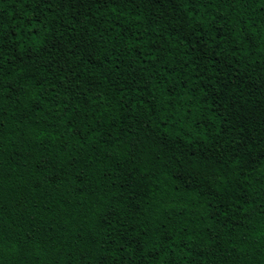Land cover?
Masks as SVG:
<instances>
[{
	"label": "trees",
	"instance_id": "obj_1",
	"mask_svg": "<svg viewBox=\"0 0 264 264\" xmlns=\"http://www.w3.org/2000/svg\"><path fill=\"white\" fill-rule=\"evenodd\" d=\"M18 8V5L3 6L5 15L13 17L20 15ZM236 8L237 12H232L228 5H210L207 14L203 9L200 11L205 21L210 20L212 15L226 14L225 37L237 19L244 26L254 24V28H249L253 34V46L245 45L244 51L233 53L230 44H221L220 48L213 49L217 53L215 64H208L203 53L201 59L190 62L184 70L191 77L189 87L195 86L201 91L189 93L188 88L179 89L184 93L183 101H188V95L192 96L191 101L185 104L191 109L192 117L182 121L184 129L180 130L178 123L163 143L157 141L154 144L145 138L146 133L154 132V128H145L142 132L140 127L143 125L137 127L133 124L128 130L127 139L137 147L131 154L127 151L120 154L119 168L107 158L102 145L97 146V151L87 147L79 149L78 145L71 153L62 151L58 140L62 130L60 122L52 119L59 112L53 109L49 114V101L60 92L55 76L49 74L45 81L46 85L55 83L56 91L49 92L44 102L36 106L40 111L33 109L29 112L32 106L28 99L22 100L20 109L27 116L23 124L20 123L22 113L16 111L15 106L6 105L7 115L0 118L3 120L0 135L3 137L2 168L5 173L0 206V229L4 237L0 264H65L69 259L72 264H79V253L73 255V249L77 245L83 247L80 236L87 240L93 234L100 213V201L106 206L123 207L121 218L138 230L142 227L152 234L160 229L171 235L169 243L172 246L163 255L171 258L175 264H264V12H260L256 4ZM32 10L28 6L24 15L27 16ZM129 12L132 10L129 9ZM129 12L122 13L120 19L127 29L126 37L134 32L137 35L147 33L145 41L156 40L157 46L165 49L167 59L173 63L189 59L185 55L189 47L187 43L179 41L183 45L180 47L178 37L169 35L174 31V25L168 26L167 15L164 20L153 22L147 13L142 12L137 18ZM37 19L43 20L44 13ZM50 21L51 15L46 21L49 28L59 24V20L54 23ZM166 26L168 31L161 35V28ZM27 27L25 20L18 36L24 38L21 49L30 48L28 55L36 53L43 43L52 42L42 28H38V36H28ZM72 35L69 33L64 39H70ZM212 35L209 33V36ZM54 42L58 47L62 46L59 39ZM169 46L170 52L167 51ZM209 47L212 45L209 44ZM103 51L101 49L97 56H102ZM192 55L195 56V53ZM21 56L25 65L31 64L23 51L19 50L17 59ZM92 63L96 67L89 66L88 71L107 87L101 79V74L109 67L107 60L97 59ZM229 64L230 67H226ZM21 67L17 65V68ZM42 72L37 73V78ZM201 73V80L213 73L219 74L217 79L230 73L227 79L236 87L231 101L223 96L216 100L213 96L205 98L207 103L198 102L204 89L195 78ZM16 75L17 72L13 71V76ZM80 75L84 77L85 72L82 71ZM238 80L243 82L237 86ZM213 88L219 92L218 86H209L207 90L210 94ZM153 95L158 96L160 92L156 91ZM117 107L113 101V109ZM113 109L106 110L101 106L100 111H107L109 117L122 126L132 123L131 119L121 120L119 112ZM237 109H242L247 116L243 121V132L237 127ZM67 115L64 119H67ZM159 115L162 117L163 113ZM193 119L199 124L198 128L192 127ZM53 123L57 125L56 130L50 127ZM185 131L187 136L184 135ZM112 132L115 137L119 129L113 128ZM133 132L137 133L136 137L132 136ZM178 133V138L172 142V137ZM64 139L72 148L73 142L66 134ZM188 140H192V143H188ZM242 140H246L250 152V163L247 165L232 159L235 148L240 146ZM193 152L195 156L191 155ZM157 156L160 159H156ZM173 156L183 163L182 169H177ZM33 157L46 159L49 171L60 172L64 179L51 187L33 189L29 183ZM189 157L191 164L185 162ZM69 160L73 161L74 167L69 165ZM204 168L216 170L222 181L211 186L207 183L202 185L200 181L204 177L196 179V175ZM78 173L81 174L79 177ZM21 196L25 197V202L17 208L15 205ZM209 202L211 207L207 206ZM186 226L187 231L181 232ZM29 236L31 238L26 239ZM65 244L68 246L62 247ZM122 258L130 259L128 255Z\"/></svg>",
	"mask_w": 264,
	"mask_h": 264
},
{
	"label": "snow or ice",
	"instance_id": "obj_2",
	"mask_svg": "<svg viewBox=\"0 0 264 264\" xmlns=\"http://www.w3.org/2000/svg\"><path fill=\"white\" fill-rule=\"evenodd\" d=\"M4 4L10 7L18 5L20 15L6 16ZM250 4L258 5V10L264 12V0H0V118L7 115L6 105L15 106L16 111L22 113L20 105L25 98L32 106L29 107V112L33 109L40 111L41 109L36 106L44 102L49 92L56 91L55 83L45 84L51 74L59 82L60 92L49 101L51 105L49 114H52L53 109L59 112V115H53L52 119L54 122H60L62 130L58 140L62 151L71 153L77 145L79 149L87 147L97 151V146L102 145L105 147L107 158L114 161L116 168H119L120 154L124 151L131 154L137 147L127 139L128 130L133 124L137 127L143 125L144 127H140L142 132L145 128H154V132L145 135V138L154 144L157 141L163 143L167 135L176 129L178 123L181 125L180 130L184 129L182 121L192 117L191 109L185 106L191 101L192 96L188 95V101H183L184 93L179 89L188 88L189 93L201 91V88L189 87L191 77L184 70L190 62L201 59L203 53L208 64H215L214 57L217 53L213 49L220 48L221 44H230L233 53L244 51L245 45L253 46V34L249 28H254V24L244 26L242 21L237 19L235 26L225 37L226 14L212 15L210 20L205 21L200 9L207 14L210 5H228L232 12H237L236 6L244 8ZM28 6L33 10L25 16L24 12ZM36 9L40 11L37 12ZM129 9L132 12H129ZM125 12L134 14L137 18L140 13H147L153 22L164 20L167 15L168 26L174 25V31L169 32V35L178 37L177 44L180 47L183 45L179 44V41L187 43L189 47L185 50V55L189 59L173 63L167 59L165 49L157 46L156 40L145 41L147 33L137 35L134 32L126 37L127 29L120 23L121 14ZM41 13H44L43 20L37 19ZM49 15L52 16L51 23L59 20V24H54L53 28H49L46 23ZM25 20L28 25V36H38V28H42L52 41L43 43L32 55H28L30 48L21 49L24 38L18 36ZM165 31H168L167 26L161 28V35ZM69 33L73 34L72 37L65 40L64 37ZM209 33L213 35L209 36ZM56 39L61 41L62 46L58 47L54 42ZM141 41H144L143 45ZM209 44L212 47H209ZM101 49H104L103 55L98 57L97 53ZM19 50H22L31 61L30 65L24 64L23 56L17 59ZM167 51H171L170 46ZM97 59L107 60L109 65L101 74V79L107 87L88 71L89 66L96 67L92 62ZM13 61L16 63L13 64ZM17 65L22 67L17 68ZM226 67H230V64ZM41 70L43 72L37 78V73H41ZM13 71L17 72L16 76H13ZM82 71L85 72L84 77L80 75ZM217 75L219 74L213 73L203 80L202 73L196 76V81L204 89L198 102L207 103L205 98L213 96L216 100L223 96L225 100L231 101L236 87L227 79L230 73L223 74L220 79L216 78ZM242 82L238 80L237 86ZM209 86H218L219 92L213 88V93L210 94L207 90ZM156 91H159L160 95L154 96L153 93ZM102 97L108 99L104 100ZM113 101L118 106L116 109H113ZM101 106L106 110L118 111L121 120L131 119L132 123L122 126L110 118L107 111L101 112ZM159 113H163V116L161 117ZM65 114H68L67 119H64ZM26 119L27 116L22 113L20 123L23 124ZM246 119L245 112L237 109V127L241 132L245 130L243 121ZM50 127L56 130L57 125L53 123ZM192 127H199L195 119ZM113 128L119 129L115 137ZM161 128L164 129L163 133ZM2 129L3 120L0 119V131ZM65 134L73 142L72 148L65 141ZM178 135L179 133L172 137V142ZM184 135L187 136V131ZM132 136L136 137L137 133L133 132ZM204 138L208 139L207 136ZM188 143H192V140H188ZM191 155L195 156V153ZM249 157L247 142L242 140L240 146L235 148L232 159L247 165L250 163ZM2 159L3 137L0 135V206L5 183ZM156 159L160 157L157 156ZM172 159L178 170L183 168V163L178 158L173 156ZM185 162L191 164V158H186ZM68 163L74 167L72 160ZM217 163L219 164L218 160ZM30 168L29 183L35 190L45 186L51 187L64 179L60 172L49 171V162L43 157L39 159L33 157ZM80 175L78 173L77 177ZM200 176L204 177V180L200 181L202 185L207 183L211 186L222 181L214 169L204 168L197 172L196 179ZM24 202L25 197L21 196L15 206L20 208ZM207 206L211 207V203L209 202ZM98 208L100 213L93 234H90L87 240L80 236V244L83 247L77 245L73 249V255L79 253V264H131L132 261L134 264H175V261L163 255L167 248L172 246L169 243L172 236L167 232L157 229L150 234L142 227L138 230L121 218L123 207L106 206L100 201ZM124 214L127 215L126 212ZM185 231L187 226L181 229V232ZM3 244L4 237L0 229V257L3 255ZM67 246L65 244L62 247ZM125 255L130 259H123ZM65 264H72L71 259L65 261Z\"/></svg>",
	"mask_w": 264,
	"mask_h": 264
}]
</instances>
